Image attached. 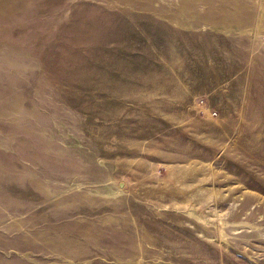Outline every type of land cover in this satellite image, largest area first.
<instances>
[{
    "label": "rangeland",
    "instance_id": "1",
    "mask_svg": "<svg viewBox=\"0 0 264 264\" xmlns=\"http://www.w3.org/2000/svg\"><path fill=\"white\" fill-rule=\"evenodd\" d=\"M0 264H264V0H0Z\"/></svg>",
    "mask_w": 264,
    "mask_h": 264
},
{
    "label": "crops",
    "instance_id": "2",
    "mask_svg": "<svg viewBox=\"0 0 264 264\" xmlns=\"http://www.w3.org/2000/svg\"><path fill=\"white\" fill-rule=\"evenodd\" d=\"M9 13L11 14V12H9V11L6 10V14H9ZM10 14H9V16H10ZM240 23H241V22H240Z\"/></svg>",
    "mask_w": 264,
    "mask_h": 264
}]
</instances>
